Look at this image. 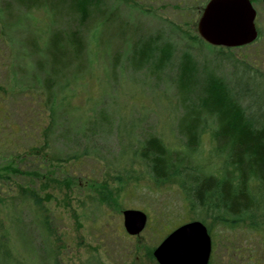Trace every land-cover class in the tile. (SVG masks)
Masks as SVG:
<instances>
[{
  "label": "rangeland",
  "instance_id": "374dc122",
  "mask_svg": "<svg viewBox=\"0 0 264 264\" xmlns=\"http://www.w3.org/2000/svg\"><path fill=\"white\" fill-rule=\"evenodd\" d=\"M41 1L46 8L27 11L16 1L6 9L7 0H0V264H9L11 253V264H159L154 249L173 231L146 227L129 236L123 211H152L155 220L165 212L180 218L174 220L178 227L198 216L185 205L176 180L158 185L132 155L123 162L127 129L137 126L136 145L148 134L179 143L176 83L185 54L201 73L207 66L233 84L238 67L240 90L249 89L248 82L252 90L243 104L264 113L263 87L245 75L264 79V3L253 0L258 41L226 49L194 40L209 0H102L80 29L86 44L82 68L48 87L49 38L80 22L71 1ZM148 39L174 51L157 74L130 64L135 44ZM222 51L230 61H220ZM101 113L108 121L102 123ZM203 139L207 146L208 135ZM259 214L257 228L204 222L213 238L212 264H245L235 249L242 256L246 250L262 255L264 210Z\"/></svg>",
  "mask_w": 264,
  "mask_h": 264
},
{
  "label": "trees",
  "instance_id": "16d2710c",
  "mask_svg": "<svg viewBox=\"0 0 264 264\" xmlns=\"http://www.w3.org/2000/svg\"><path fill=\"white\" fill-rule=\"evenodd\" d=\"M11 1H16L20 9L27 11L46 8L41 0H7L6 9ZM69 1L71 14L79 16L80 25L64 34L58 30L51 34L46 49L50 65L44 70L48 87L54 83L58 85L69 73L79 72L82 68L86 44L80 29L86 27L91 15L99 12L103 4L102 0ZM63 4L69 5L67 0ZM194 40L199 46L208 45L198 35ZM173 53L170 44L162 46L151 39L138 41L133 47L130 64L136 71L150 67L151 72L157 74L166 70ZM228 54L219 52L220 61H230ZM180 62L176 83L181 106L177 122L179 143H169L160 136L148 134L136 145L132 138L137 126H133L127 129L123 162H128L132 155L131 160L142 163L158 185L176 180L185 205L197 213L198 220L203 223L208 219H219L229 226L248 223L257 228L259 213L264 210V113L260 111L262 113L257 115L253 105L243 104L244 98L250 99L251 88L248 82L249 89L240 90L244 78L238 77L235 65L233 84L207 66L202 67L201 73L191 54H185ZM245 73L249 76L248 81H258L264 90V79L259 74ZM69 83L65 86L68 87ZM193 94H196L195 99ZM49 95L51 99L53 94ZM250 107L254 113L250 112ZM100 120L103 123L108 118L101 113ZM210 122L214 123L213 128L209 127ZM206 134L209 138L207 146L203 139ZM148 212L149 230L152 227L161 231L169 228L171 232L178 227L174 220L180 218L163 212L155 220L152 211ZM0 236L5 239L1 233ZM233 253L238 259L243 257L245 264L264 261V250L261 256L247 250L243 256L240 250L235 249ZM9 258V264L13 263L12 253Z\"/></svg>",
  "mask_w": 264,
  "mask_h": 264
},
{
  "label": "water",
  "instance_id": "95a60500",
  "mask_svg": "<svg viewBox=\"0 0 264 264\" xmlns=\"http://www.w3.org/2000/svg\"><path fill=\"white\" fill-rule=\"evenodd\" d=\"M256 14L251 0H209L201 12L198 33L210 46L241 48L258 39ZM123 220L129 236H140L149 223L141 209L123 211ZM213 250L208 228L196 220L168 234L154 249V257L159 264H210Z\"/></svg>",
  "mask_w": 264,
  "mask_h": 264
},
{
  "label": "flooded vegetation",
  "instance_id": "af4514ba",
  "mask_svg": "<svg viewBox=\"0 0 264 264\" xmlns=\"http://www.w3.org/2000/svg\"><path fill=\"white\" fill-rule=\"evenodd\" d=\"M201 12H202V11H201ZM256 26H257V23H256ZM257 30H258V38H259L260 30H259L258 26H257ZM257 41H258V39H257Z\"/></svg>",
  "mask_w": 264,
  "mask_h": 264
}]
</instances>
